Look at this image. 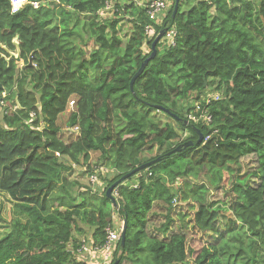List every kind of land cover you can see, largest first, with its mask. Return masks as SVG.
I'll use <instances>...</instances> for the list:
<instances>
[{
    "label": "trees",
    "instance_id": "obj_1",
    "mask_svg": "<svg viewBox=\"0 0 264 264\" xmlns=\"http://www.w3.org/2000/svg\"><path fill=\"white\" fill-rule=\"evenodd\" d=\"M106 1L28 0L11 14L0 0V195L12 205L0 264H82L74 234L99 246L114 214L127 227L109 264H264V0H179L174 17L171 0L160 24L126 0L104 15ZM14 40L19 62L6 59ZM69 101L78 134L63 138ZM157 158L116 188L114 206L106 190ZM73 166L98 183L72 180ZM219 189L226 200L211 198ZM181 202L192 215L172 217ZM157 204L164 221L151 230ZM190 231L208 239L196 251Z\"/></svg>",
    "mask_w": 264,
    "mask_h": 264
},
{
    "label": "rangeland",
    "instance_id": "obj_2",
    "mask_svg": "<svg viewBox=\"0 0 264 264\" xmlns=\"http://www.w3.org/2000/svg\"><path fill=\"white\" fill-rule=\"evenodd\" d=\"M170 2H171V0H168V3H170ZM120 18H122V17L120 16ZM123 19H125L124 22H123V24H125V28H124V31H125V30H128L131 27V25L126 22V17L123 18ZM121 38H123V36ZM144 51L145 52H149V50L147 48H145ZM74 106H75V104L71 103V101H70L67 111L65 113H62V114H60L58 116L57 124L60 127V129H63V132H62V137L63 138L66 136L65 132H66V130L68 128V126L65 125V122L67 120V117H68L69 113L74 109ZM65 126L67 128H65ZM69 129L71 130V128H69ZM97 155L98 154H91V163L95 162V159H96ZM241 162H242V166H241L242 167V171L246 170V169H244V167L247 168L246 165H248V164L250 165L251 168H255V166H256L255 163H254L255 160L252 159V157L244 159ZM85 171L86 170L84 169L83 166H79V167L73 166V174L71 175L70 178L72 180L77 179L82 184L90 185L89 181H88L89 176H87L85 174L86 173ZM124 183L126 184L127 181L124 182ZM229 184H230V182H229ZM229 184L227 185V187H229ZM92 190H93V187H92ZM222 191L223 190L219 189V190H217L215 192H212L211 198L213 200H216V201H224V200H226V198L222 194ZM9 202L10 201H9V199L7 197H5L3 195H0V237L5 235V233L7 232V229H5V228L7 227V224L10 221V218H11L10 211H11L12 205ZM182 212H185V213H188L189 215H192V210H189V206L187 204H184V203L181 202V203L177 204V207H176L172 217H176L179 213H182ZM164 214H165V208L163 207V205H161V206H159L158 204L155 205V208L152 210V213L148 217V225L150 226L151 230L156 229V227L160 226V224L164 221V217H163ZM114 217H115V223H117V225H115V226L117 227V229H119L121 222L119 221L118 216L116 214L114 215ZM77 236H78L77 234H74V237L79 242L87 241V243H89V234L88 233L86 235H84V236H78V237ZM207 240L208 239H206L204 235H201L198 232L190 231V232L187 233L188 246L190 248L191 247L196 248L194 251L198 250L199 248H201V246L205 245ZM84 253H85V257L86 258L79 257V260L86 261V259L89 258L90 254L87 253V252H84ZM195 255H196V253L193 254V256H195ZM92 260H94L96 262V264H98L99 261H100V259L97 258V257H94Z\"/></svg>",
    "mask_w": 264,
    "mask_h": 264
},
{
    "label": "built area",
    "instance_id": "obj_3",
    "mask_svg": "<svg viewBox=\"0 0 264 264\" xmlns=\"http://www.w3.org/2000/svg\"><path fill=\"white\" fill-rule=\"evenodd\" d=\"M128 3L135 2V0H127ZM208 1V0H207ZM10 3V12L11 14L17 13L24 5L28 3V0H9ZM210 3V2H209ZM19 5L15 11H13V8ZM35 7H38V4H33ZM168 8V2L167 0H150V2L145 6L146 9V15L150 21H153L155 24H160L162 20L164 19V13L166 12ZM112 9V0L106 1L104 5V15L110 14V11ZM145 35H151L154 33V28L152 25H149L144 28ZM176 33L174 30L168 31L164 37V40L171 46H174V37ZM5 95L3 94V97ZM15 109V108H14ZM195 111L199 110V106L196 107V109H193ZM189 119L196 121V119L189 115ZM201 121L209 123V115H205L203 118L201 116L199 117ZM213 133H216V131H213ZM89 183L92 186H95L98 183V176L93 173L88 178ZM137 185H134L136 187ZM173 206H176V200L173 201ZM119 240V232H116L112 230L111 228H106V237L104 242L99 246H94L93 243L87 245L86 241H82L79 249H77V254H84V252H87L90 254V258L97 257L100 259L98 264H109V261L112 258V251L115 248V245L117 244ZM89 262V264H96L94 260ZM93 261V262H92Z\"/></svg>",
    "mask_w": 264,
    "mask_h": 264
},
{
    "label": "water",
    "instance_id": "obj_4",
    "mask_svg": "<svg viewBox=\"0 0 264 264\" xmlns=\"http://www.w3.org/2000/svg\"><path fill=\"white\" fill-rule=\"evenodd\" d=\"M178 2L179 0H175V4H174V8H173V12H172V16L174 17L175 14H176V11H177V7H178ZM164 34V30H161L154 38V40L152 41V50H151V54L148 58H146L144 60V62L141 64V66L139 67V69L137 70V72L133 75V77L131 78L130 80V90L132 91V87H133V83L134 81L136 80V78L141 75L143 73V70L145 68V66L149 63V61L152 60V58L155 57L156 55V43L158 42V40L163 36ZM14 44L16 45L17 47V50L13 53V52H8L9 54V58H6L7 61H9L10 59H15L17 62L20 61V58H19V50H18V43L16 40H14ZM3 48V47H2ZM5 49V48H3ZM162 110H164V112L168 115H170L172 118L176 119L177 121H181L180 118H177L175 115L171 114L169 112V110L163 108ZM185 124H187V121L185 122ZM202 142V136L199 135V138L195 141V145H198L199 143ZM193 143L191 141H188L186 143H183L182 146L178 147L176 150H174L173 152L171 153H168L167 155L170 156L171 154H175V153H179L183 148H187V146H192ZM160 158H157L155 159L154 161H151V162H148V163H145V164H142L140 165L139 167L131 170L127 175L123 176L122 178H120L119 180H117L115 183H113L105 192V195L107 198L110 199V201H112L113 205H117V201H115V198L112 196V191L117 188L119 185L123 184L124 182H126L127 180H129L130 177H132L133 175H135L137 172H140V171H143V170H146L147 168H149L150 166L154 165L157 161H159ZM123 228H122V231H121V246L124 245V241H125V234H126V222L124 221L123 224H122ZM113 264H118V261L116 260Z\"/></svg>",
    "mask_w": 264,
    "mask_h": 264
},
{
    "label": "clouds",
    "instance_id": "obj_5",
    "mask_svg": "<svg viewBox=\"0 0 264 264\" xmlns=\"http://www.w3.org/2000/svg\"><path fill=\"white\" fill-rule=\"evenodd\" d=\"M127 1V0H126ZM135 2L138 4V5H140L141 7H144L145 8V6L150 2V1H148L147 3L143 0H141V1H137V0H135ZM167 2H168V0H167ZM127 3H128V1H127ZM171 3V2H170ZM170 3H168V8H167V10L169 9V6H170ZM19 5H16L14 8H13V11H15L16 10V8L18 7ZM167 10H166V12L164 13V17H165V15H166V13H167ZM110 17V16H109ZM163 17V18H164ZM165 19V18H164ZM149 26V25H148ZM158 34V33H157ZM5 96H6V93H3ZM3 94H2V97H3ZM4 96V97H5ZM69 103H70V101L68 102V106H69ZM71 103H74L73 101H71ZM15 108V107H14ZM14 108H12L11 110H15ZM193 110V109H192ZM65 128H67L66 126H65ZM67 131H73L75 134H78L77 133V131H78V129L77 128H73V129H69V128H67V130H66V132L65 133H67ZM62 132H63V129H61V136H62ZM217 132V131H216ZM64 138H66V136L64 137ZM66 142H68V140H66ZM138 173V172H137ZM136 173V174H137ZM135 174V175H136ZM140 178H141V175H139V176H137L136 177V180H135V182H132L131 183V187H133V188H137L138 187V183H139V181H140ZM128 181V180H127ZM90 184V183H89ZM124 184V183H123ZM134 185H137L136 187H134ZM94 187V186H93ZM112 196L115 198L116 196H117V192H116V188L112 191ZM123 224V223H122ZM107 228H110V227H107ZM122 228H123V226L122 225H120V227H119V229H117V230H114V231H116V232H119V237H120V234H121V231H122ZM112 229V228H111ZM113 230V229H112ZM105 232H106V230H105ZM119 241V240H118ZM87 242V241H86ZM118 243V242H117ZM79 244L81 245V242H79ZM80 245H79V247H80ZM87 245H89V243H87ZM116 246V245H115ZM113 252V251H112ZM113 254V253H112ZM83 255H85V253L84 254H80V256L79 257H81L82 258V256ZM79 257H78V260H79ZM111 260H112V258H111ZM110 260V261H111ZM91 261V258L89 257V258H87L86 259V261H79V262H82V264H89V262ZM109 261V262H110ZM93 262V261H92Z\"/></svg>",
    "mask_w": 264,
    "mask_h": 264
},
{
    "label": "crops",
    "instance_id": "obj_6",
    "mask_svg": "<svg viewBox=\"0 0 264 264\" xmlns=\"http://www.w3.org/2000/svg\"><path fill=\"white\" fill-rule=\"evenodd\" d=\"M115 215V214H114ZM113 221L115 222V217L113 216ZM116 224V223H115Z\"/></svg>",
    "mask_w": 264,
    "mask_h": 264
}]
</instances>
